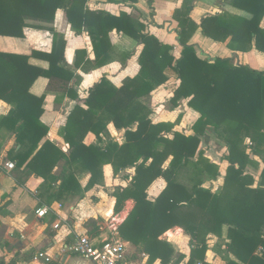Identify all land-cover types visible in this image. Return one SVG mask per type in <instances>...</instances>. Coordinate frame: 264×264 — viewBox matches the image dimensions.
<instances>
[{"label": "trees", "instance_id": "1", "mask_svg": "<svg viewBox=\"0 0 264 264\" xmlns=\"http://www.w3.org/2000/svg\"><path fill=\"white\" fill-rule=\"evenodd\" d=\"M192 2L183 0L172 14L181 45L180 55L175 58L173 46L147 31L137 13L120 11L115 15L93 10L87 0H0V35L22 38L25 27L52 32L49 52L0 51V100L11 106L0 118V126L10 130L19 145L9 153L14 166L25 164L28 173L43 178L38 190L40 200L48 194L54 196L51 183L58 178V194L82 196L102 183L104 164H110L114 174L134 167L129 183L116 187L111 196L115 214L125 200L133 201L117 232L137 252L147 255L146 264L171 262L175 249L160 237L175 226L190 238L186 264H209L204 258L210 234L217 237L214 251L224 264H264V70L235 63L232 57H200L194 44L188 43L200 28L214 41L228 39L227 46L233 51L256 49L264 53V0H230L229 4L243 14H207L199 24L189 16ZM58 9L74 32H87L92 44V61L85 58V49L75 51L76 68L86 70V64L99 67L116 59L109 38L112 30L142 46L135 76L124 78L120 86L101 77L83 105L77 104L70 111L59 130L69 145L66 153L50 140L42 141L48 127L40 116L46 93L55 94V104L65 96L76 97L70 84L75 74L64 61L63 36L51 26L34 23L51 24ZM31 58L45 61L47 66L34 64ZM168 71L178 80L169 102L177 106L186 99L199 114L190 126V134L174 130L179 119L152 122L151 110L141 101L166 83ZM39 76L48 81L45 93L36 96L29 89ZM109 123L124 129L122 143L109 135ZM207 130L225 147L220 157L225 163L222 183L215 191L203 186L220 175L219 165L200 147L210 137ZM88 132L96 136L98 143L83 142ZM61 160L64 165L56 177L51 172ZM260 163L257 175L248 170L249 166L258 168ZM83 172L89 174V179L82 188L76 176ZM157 178H162L165 186L150 197L148 189ZM44 191L50 193L44 196ZM85 227L92 235L98 229L92 218ZM181 258L178 256L174 262Z\"/></svg>", "mask_w": 264, "mask_h": 264}, {"label": "crops", "instance_id": "2", "mask_svg": "<svg viewBox=\"0 0 264 264\" xmlns=\"http://www.w3.org/2000/svg\"><path fill=\"white\" fill-rule=\"evenodd\" d=\"M182 2L183 0H151L149 5L148 0H138L136 3L123 2V0H87V5L90 9L104 10L115 15L119 14L120 11L139 14L141 20L146 25V30L154 34L161 42L172 45V54L177 58L181 51V45L178 42L179 27L177 21L172 18V14L175 9L181 7ZM229 3L230 0H193L189 16L194 22L199 24L200 18L207 14L224 11L232 14H243V11L231 6ZM34 23L51 26L55 32L63 36L65 41L64 61L67 67L75 74L70 84L76 97L65 96L60 104H55V94L46 93L42 104L43 113L40 116V120L48 127L47 135L42 141L48 139L66 153L69 145L59 135V130L65 125L70 111L77 104L83 105V100L86 98L89 90L101 77L104 76L113 85L120 86L124 78L135 76L139 70L137 59L142 46L135 40L112 30L109 33V38L111 44L114 46L116 59L99 67L89 63L85 65L86 70H82L73 65L75 51L85 49L87 51L85 58L91 61L94 58L92 44L86 31H82L81 33L74 32L66 21L61 9L55 11L54 20L51 24L38 23L36 21ZM261 26L264 28V17L261 21ZM188 43L194 44L200 57H232L235 63L248 65L257 70H264L263 52H259L256 49L248 52L233 51L227 46L228 39L224 42L214 41L204 36L200 28L196 29ZM51 48L52 32L46 29L25 27L22 38L0 35V51L29 54L33 49L49 52ZM125 54L129 55L124 59ZM30 61L37 65L47 66V63L42 60L31 58ZM47 81L48 79L43 76L37 77L30 86L29 91L36 96L42 95L45 93ZM177 84L176 75L168 71L166 83L154 89L149 95L142 97L141 101L151 110L149 117L152 122H174L176 119L173 120L172 116L175 110L181 112L183 115L182 122H187L186 126L185 128H181V122L179 121L175 125L174 130L190 134V126L199 114L187 105L186 99L181 100L177 106L170 104L172 108L166 106ZM165 96L168 98V103L166 102L161 109L160 104L162 98ZM10 109L11 106L9 104L0 100V118L5 116ZM164 114L168 116L164 117ZM107 130L114 140L119 144L122 143L124 129H117L112 123H109ZM207 132L210 135L208 141L201 142V144H205L204 148H208L206 149V153L203 148L204 154L211 161L220 165V175L216 180L206 181L205 183H210L208 185L204 183L203 186L210 187L212 191H215L222 183L225 163L220 160V157L225 147L223 142L211 136L210 131L207 130ZM102 139L105 142L106 138L104 136H102ZM83 142L85 144H96L98 140L93 133L88 132ZM214 142H218L222 149V153L218 156L214 155L217 153L208 147L209 144L212 145ZM18 147L19 145H16L14 134L1 125L0 264H92L90 261L72 252L70 246L78 236L82 235H87L97 242L105 238H120L117 226L131 210L133 201L131 199L125 200L124 203H128L129 206L125 208L123 204L121 211L115 214L113 212L115 200L111 196V193L116 187H122L129 183L134 174V167H127L114 174L111 165L104 164L102 166V183L95 184L89 190L84 191L82 196L68 193L58 194L56 192L57 186L60 183V179L58 178L55 182L51 183L55 187L54 190L50 191L53 192L54 196L48 194L50 193L49 191H44V196L46 194L48 196L46 199L40 200L38 198V190L43 182V178L28 173L25 169V164L20 168L15 166L8 168L6 166L7 162H13L9 158V153L15 151ZM63 165L64 161H59L53 167L51 173L58 177ZM261 167L262 163H260L259 171ZM76 178L83 188L89 179V174L83 172L78 174ZM216 181L219 182V186L216 188V185H212L211 187V183L215 184ZM154 182L160 185V187L155 195H149L150 197H155L165 186L162 178H157ZM42 206H47L49 208L48 212L44 216L38 217L36 210ZM102 215L106 216L104 221H108L106 224L108 231H105L100 224L99 217H102ZM90 218L96 220V225L98 226L95 235L87 233V228L85 227V222ZM109 223L111 225H108ZM54 225H57V227ZM167 231H170V234H165V231L160 238L170 242L175 249V254L168 264H186L191 248L189 236L177 226ZM178 232L180 235L176 236L175 234ZM208 238H212L213 242L217 241V237L214 235L210 234ZM123 241L127 246L126 254L128 262L130 264H146L147 255L137 252L129 242ZM185 241L189 243V246L183 249L181 243ZM214 244L209 245L208 243V249L205 253L204 260L209 264H214L211 257L218 256L213 251ZM38 251L45 252L51 257V260L46 263L32 261L33 255ZM178 256H182V258L174 262ZM216 259L222 261L224 264V261L219 256ZM152 264L160 263L159 261H155Z\"/></svg>", "mask_w": 264, "mask_h": 264}, {"label": "built area", "instance_id": "3", "mask_svg": "<svg viewBox=\"0 0 264 264\" xmlns=\"http://www.w3.org/2000/svg\"><path fill=\"white\" fill-rule=\"evenodd\" d=\"M6 166L12 168L14 163L7 162ZM48 209L47 206H42L36 210V215L42 217ZM70 250L92 264H130L126 254V243L117 237L105 238L97 242L87 235L78 236L70 246ZM50 260L51 257L42 251L36 252L32 257V261L37 263H46Z\"/></svg>", "mask_w": 264, "mask_h": 264}, {"label": "rangeland", "instance_id": "4", "mask_svg": "<svg viewBox=\"0 0 264 264\" xmlns=\"http://www.w3.org/2000/svg\"><path fill=\"white\" fill-rule=\"evenodd\" d=\"M168 98L165 96V97H163L162 98V101H161V104H160V107H161V109H162V107H163V105H165L166 104V102L168 103ZM170 102L166 105V106H168L169 108H172V107H170ZM164 117H166V116H168V115H166V114H164L163 115ZM182 113L181 112H178V110H175V112H174V114H173V116H172V119L173 120H175V119H179V121L181 122V124H180V127L181 128H185V126H186V123L187 122H182ZM212 136V135H211ZM220 144L218 143V142H214V143H212V145H208V147H210L211 149H213L214 151H215V153H217V154H214V155H219L220 153H222V149H221V147L219 146ZM204 146H205V144H201L200 145V147H201V149H203L204 148ZM206 149H208V148H204V150H205V153H206ZM208 152H209V150H208ZM218 164V163H217ZM219 165V164H218ZM219 167H220V165H219ZM260 167V166H259ZM259 167L258 168H253V167H251V166H249L248 167V170L250 171V172H252V173H254V175H257V173L259 172ZM208 183H210V182H207V183H205L206 185H208ZM215 183V182H214ZM212 185L213 186H215L216 185V188L219 186V182H217L216 181V183L215 184H212L211 183V187H212ZM159 187H160V185H157V183L156 182H154L153 184H152V186L149 188V190H148V192H149V195L150 196H154L155 195V193L158 191V189H159ZM215 188V189H216ZM108 205H109V202H108ZM112 205V204H111ZM107 206V205H106ZM124 206H125V208L127 207V206H129V204L128 203H124ZM106 216H104V215H102V217H99L100 218V224H101V226L104 228V230L105 231H108V227L106 226V224H107V222H105L104 221V218H105ZM114 223V222H113ZM108 225H111L110 223L108 224ZM176 236H179L180 235V233L178 232V233H176L175 234ZM169 237V236H168ZM118 238V237H117ZM208 239V243H209V245H213L214 243H216V242H213L214 240L212 239V238H207ZM182 244V247H183V249H186V247L187 246H189V243L187 242V241H185L184 243H181ZM214 246H215V244H214ZM214 246H213V249H214ZM214 251V250H213ZM219 256V255H218ZM218 256H214V257H211L212 259H213V261H214V264H223V262L222 261H220V260H218V259H216Z\"/></svg>", "mask_w": 264, "mask_h": 264}, {"label": "bare ground", "instance_id": "5", "mask_svg": "<svg viewBox=\"0 0 264 264\" xmlns=\"http://www.w3.org/2000/svg\"><path fill=\"white\" fill-rule=\"evenodd\" d=\"M165 234H170V231H166Z\"/></svg>", "mask_w": 264, "mask_h": 264}]
</instances>
